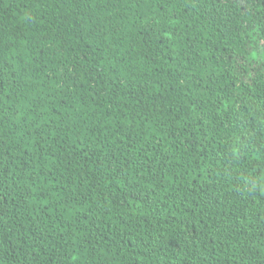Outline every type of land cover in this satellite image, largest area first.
Masks as SVG:
<instances>
[{
	"label": "trees",
	"instance_id": "1",
	"mask_svg": "<svg viewBox=\"0 0 264 264\" xmlns=\"http://www.w3.org/2000/svg\"><path fill=\"white\" fill-rule=\"evenodd\" d=\"M0 264H264V0H0Z\"/></svg>",
	"mask_w": 264,
	"mask_h": 264
}]
</instances>
